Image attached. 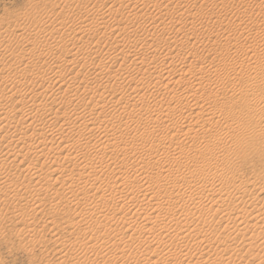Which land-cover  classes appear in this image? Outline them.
<instances>
[{
	"label": "bare ground",
	"instance_id": "obj_1",
	"mask_svg": "<svg viewBox=\"0 0 264 264\" xmlns=\"http://www.w3.org/2000/svg\"><path fill=\"white\" fill-rule=\"evenodd\" d=\"M68 1H69V3H70V1L72 2V0H68ZM101 1H104L105 2L106 0H93V4H92V7L91 8H89V6H87L85 8V10H82V13H83V11L85 13L84 16H78V15H74L72 17L71 16L70 17L67 16V17H69L68 24H64V23L61 24V23H59L58 28L50 30L48 32V34H46V35L43 34V36L41 38H40V36H38V38L36 37L37 39H41V40H43V39L45 40L46 38H48V39H46L48 41V40H52L51 38L55 39L54 37L56 35L57 36H61L62 39L65 38V37H68V36L75 35V36H72L71 40H74V41L76 40V42H77V40H79V42L82 43V46L81 47L78 46V45L76 46L77 43L76 44L69 43V44H71V46L69 45L70 47L68 48V46L66 45L67 42L65 43V41H64L65 39H63V40L62 39H58V37L56 38V41H57V39L60 40V41H57L56 42L54 40V44H51V43L48 44L47 41H45L46 42L45 44H42V43L40 44V41L39 40H35V41L30 40V41H28L30 38L29 39L27 38L28 40H26L24 34L17 35V36H7L6 35L7 33L6 34H0V45L3 44V43H5V42H7L6 41L7 39H8V42L7 43H10L11 41L15 40V38L16 39L21 38L22 40H24L23 44L19 41V39H18V41H15V43H17V45H19L20 43L22 44V45H19V46H22L21 49L15 51V52H9L8 55H6V53H5V55H3V54L0 55V64L2 66L5 67L8 64L9 59L11 61H14L15 60L16 61L15 62V65L17 64V66H18V68L14 70L15 74H13V76H11L12 73H13L12 72L13 70L10 71V73H11L10 75L6 74V72H5L6 70L4 71V74H3V71H0V84H2V85L3 84H6L5 91H7V93H8L7 96L3 95L2 98H1V100H0V197L1 198L3 197L4 199H16V198H18L17 189L15 190V188L13 187V185L10 183V179L8 177V174H7V170L10 167H12V168L14 167L16 169H20L22 173L27 174L30 177V179H29L30 180V183H33L35 185V186H33L34 188L32 187L33 188L32 189L33 191H31V190L29 191L30 198L33 199V200L36 199L35 202L36 201L39 202L40 197L42 195H44V194L47 195V193L50 192V190L52 191L51 192V194H52L53 193V190H54V188H55L56 185H59L60 188L61 187L64 188L66 186H68V188H71L72 185H75V187L76 186H78V187L82 186V187L79 188V193L77 195L75 194L77 192H74V196L76 195L75 198L74 197L71 198V199H75V200H71L72 203L74 204V205L73 204H71V205L75 206L76 209H77V211H76L75 208H74V210H75V214L74 215L77 218V221L78 222L75 223V222H73V220L72 221L71 220H69V221L66 220V221H68L66 223V225H68L69 228H70V226H74V224L78 225V227H76V226H74V227L79 228V231H81L82 233H84L83 234L84 236L88 235L89 232L92 233L91 235H93V233L95 234V232L98 231V230L95 231L96 227H98V228H104L103 230H105V231H104L103 236L100 233V236L101 237L98 234L97 237L96 236H94V237L92 236V237L89 238V240L87 242L84 241L86 244H84V245L82 244V246L79 248L81 250H82V247L87 248L88 245H91L92 244L91 246H89L90 248H93L94 246L95 247L98 246L101 249L106 247L107 249H106V252L105 253L108 252L110 254V252H112V253H118V252H121L122 251V254L123 253H125V254H128L129 253L130 254V252H127V251L130 250V248L132 246V242H134V240H135V238H133V237L135 236L136 233H139V232L145 233L147 231L148 232L154 231V227H159L160 226L159 230H161L162 231V235H165V236L157 235V234L154 235L153 234L152 235L153 238H152V241L151 242L156 241L157 244L158 243H160L161 245L164 244L165 247L166 246L168 247L169 245H167V244L170 243V246H172V248H173V250H172L173 252L171 250H170V252L169 251L168 252L171 254V256L175 257V259L176 258H178V259L179 258L180 259H184L186 261L191 262V264L192 263L193 264H231L230 262H226L227 260H224L221 257H220L222 259V260L220 259L221 262L217 263V260H216V259H218V258H216L217 256H215L216 259H215V261H213V263H210L211 261L209 260L210 252L211 253L214 252V251L217 252V251H219V247H221L222 245H225V249H222L218 253H221L223 255L224 254L229 255L231 253H234L236 255V257H237V259L236 258L235 259L238 260V258H239V260H238L239 263L237 261L238 264H256V263L257 264H264V236H263L264 235V212H261L262 210L264 211V178L262 177L263 180L260 181V179H259L256 183H255V181H253L254 182V183L252 182L253 185L251 186V188H249L250 185H248V183H243V180H241L242 182L239 183L235 179V176L231 180L227 176V173H230V172H228L229 171V168L228 167H226L223 164L222 165L221 164H214L215 162L214 163L210 162L212 160V158L209 161L208 160L209 158L208 159H205L203 157V155H202V154H204L203 153L204 150H211V147H212V144L213 143L212 144L210 143L211 142L209 140L210 137L207 136V133L208 134L209 133H212L213 130H214V128H216V127H219V126L222 127V126L225 125L224 128H226V127H231L232 128V126H234V127L236 126V128L241 131L240 132L238 130L239 131L238 133H241L243 135L245 134L243 132L244 130L242 131V129H245V125L248 124V123H246V124L244 123L245 120H244V117L242 116L243 114H236V115L229 116L228 113L226 114L223 111L224 110V107L226 108L227 102L230 99L235 98V94L236 93L232 92L234 90L231 91V94H230V92H228L231 95L232 98L231 97H226V96L225 97H222L223 94H220L221 92L220 93H218V92L217 93H212L213 91L210 92L209 95L207 94L209 92H206V91H204V92H206L205 94L203 93L201 95V94L198 93L199 94L198 95L197 94V89L198 88L196 89V92L194 93L193 91L195 89H192L191 86H190V89L189 88H186V87H185V89L183 88L184 90H187V91H185V93L184 92L181 93L180 92L181 89H180V91L177 92V90L174 88L175 87L174 84H172V85H174V87L172 86L173 89L172 88L171 89L169 88V85L171 86V84H169L168 82L169 81H172L173 80L172 78H171L172 80H169L170 78L169 79L166 78V80L168 79L169 81L167 82L168 84L164 85L159 80V77H157L158 81H155V82L154 81L153 82L151 81L152 82L151 84L149 83V85L145 86V87H147V91H145V93H144L145 95H141L140 94L142 96V97L140 96V98H139V95H138V101H136V102L138 104L139 103L140 104L139 105L137 104L138 106H136V104L134 102L135 100H134L133 101L134 102V107H132L133 109H132L131 113L130 112H127L128 111V109H127V111H125V112H127L126 115L122 114V115H124V118H125V116L131 118L132 117L131 114L135 113V111L137 112V110L143 111V112H144V110L145 111L148 110V112H152L148 108V107L151 106V104L149 103L150 106L147 104L148 103L147 99L150 100V98H151L150 95H152V96H160L161 95L160 97L162 99L164 97L168 96L166 98V100L164 99L165 100V103L167 105H169L171 103V101H173L176 105L174 104L175 105L174 107H172V106L171 107L170 106L167 107L166 106L167 108H165L158 115L156 114L157 115V116L155 115L156 117H153L154 115L151 114V113H149L151 115H148L147 117L145 116L146 118H144V116H143V119H142L141 118L142 114L139 112L138 113L139 115L138 114L137 115L140 116V119L138 121L136 120L137 121V124L136 125L133 123L135 126L132 124L134 126L133 127L134 130L132 129V131H131V133L132 132H135L136 136H138V137H135L134 138V136H133V137H130V139H129V138L122 137V136H120L119 138L114 136V137L109 138V136L111 134H109V136L107 134H105L102 137L103 130L106 131L109 128H112V130H114L113 128H115L117 125L122 124L121 123V120H122L121 115H118V114L117 115H114L115 114L114 112H113L114 113L113 115L112 114H109V116H108V114H107V116L104 117L103 120H101L102 119L101 117H103L102 115L105 113V110L108 109L107 106H106V104H104L105 99L106 98L108 99V97L106 96L109 93L108 89H110L111 91H115L114 89H116L117 86L119 87L118 84L125 82V81L122 82L121 79H120V81L117 80V79L119 78V76L121 77L122 75L124 76L125 74H126L125 77H127V74L129 75V73H130V72H128V69H130V68H127L129 65L128 66L126 65V63H125L126 60L125 59H124V61H123V59L121 60L123 63L120 64L119 67L117 66L118 67V68H116L117 70L115 69L116 65H110V64H108V62L111 63V61H114L116 63L117 59L118 60L120 59L119 54H116L117 53V51H116L117 46H113V45L115 44L114 43L115 41H119V44H120L121 40L123 38H125V37H122V39L116 40L118 37H116V36L113 37L112 35H114V34H110V31L113 30L112 27H104V28L102 27L101 30L99 29L100 32L98 34L101 39H102V37L105 39L107 37V35H109V34L112 36L111 39H113V40L110 39L111 43H108V41L105 43V44H108L107 45L108 46V49H106L105 52H102L104 54V57H107L110 61H107V63L104 62L103 65L101 64V68H100V71L99 72H97V70L95 69L96 67L90 68V70H88L87 68L89 66H88L87 62L86 61H83V59L86 60V57L92 56V57H96L97 58V56H95V55H98L97 54V51L98 50H96V49L100 48V46H98V45H99L101 39H99L97 42L95 41L96 43L93 42L96 36L94 38L91 37L92 36V32H90L91 30L89 29V26H88V18H89V16H92L94 14H98V12H100V10H98L99 9L98 6H96V5H97V3L101 2ZM108 1H112V3H113V1H115V0H107L106 2L108 3ZM156 1H155V3H156ZM223 1L226 2L225 0H223ZM242 1L244 3V6L241 5V6H243L241 9L243 10V14H246V13H248L247 12L248 11V6L247 5H249V3H248L247 0H242ZM253 1H251V2H253ZM255 1L253 2L254 4H255ZM263 1L264 0H262L260 2L258 1V2L261 3ZM136 2H138V0L137 1H134V6L133 7H131V5L129 4L131 10L128 13V17H133V18L137 19L136 21H138V19H141L142 20L143 18L145 20L146 17H149L147 13L146 14L145 13L141 14V12L144 10V6L143 5H144L145 2L143 1L144 2L143 4H141V2H139L143 7H139L140 4L137 5L138 3H136ZM178 2H180V0ZM185 2L186 1L184 0L182 3H185ZM66 3H67V1L65 2V4ZM149 3H151V2H149ZM217 3L219 4V2H217ZM259 3H257V5ZM54 5H56V4H54ZM114 5H115V3H114ZM222 5H223V3H222ZM60 6H61V3L58 5V7L57 6L56 7L59 8ZM179 6H181V5L179 4ZM183 6H185V5H183ZM54 7H52V9H54ZM155 7H158V6H156L154 4V8ZM226 7H228V6H226ZM263 7H264V5H263ZM263 7H262V9H263ZM62 8H63V6H61L60 9H62ZM140 8H143V10L141 12H140ZM181 8H183V7H181ZM157 10L159 11V9H157ZM152 11H154V10H152ZM186 11H187V8H186ZM104 14H105V12H104ZM112 14H113V12H112ZM167 14H168V12L166 13V15ZM202 14H200V15L203 17ZM162 15H163V12H162ZM120 16L122 18H124V16H122V15H120ZM162 17L164 19L165 13H164V16H162ZM198 17L199 16H197L196 18L198 19ZM248 17H249V15H248ZM153 18H154V16H153ZM153 18H152V20H153ZM159 18H160V16H159ZM210 18H211V16H210ZM35 19H39V20H35L34 21V25H36V27L38 25H40V22H41L40 19H42V23L41 24H43V25L44 24H48L49 21H50V17H48V16L45 17L44 19L43 18H35ZM146 19L149 20L150 18L149 19L146 18ZM156 19H157V21H159L158 18H156ZM194 19H195V17H194ZM197 19H195V20H197ZM90 21H91V19H90ZM162 22H161V24H162ZM192 22H195V21L193 20ZM214 22H217V21H214ZM253 23H255V22H253ZM190 24L192 25L191 22H190ZM74 26H79L78 27V30H75L74 29ZM183 26H185V24H183ZM216 26H217L216 24L213 25V27H216ZM229 26L230 25L225 26V28H227ZM241 26L242 25H240V24H239V26H237L239 28V30H240V35H242L243 37L250 38L251 40H253V41L250 40L251 41V46L250 47L234 46L232 48L230 47V49L227 48L225 50H222L221 49L222 46L220 45V43H217V41H216V43L215 42L212 43V44L209 43L210 45L208 47H206L207 50H208V52H209L207 54H212L213 53L212 55H214L215 56V59L217 58V60L221 58L218 61H223V59H227V58H230L231 59L233 55H237V56L244 55L246 58L247 57H250V56H253L254 57L253 54H256L255 53L256 52V47L255 46L256 45H258V46L260 45L259 44L260 41L257 38H255V37L257 35L259 36V33L260 32H262V31L264 32V28H263L264 25H253L251 27H246V28H243V29L241 28ZM155 27H153V29ZM171 27H173V26L171 25ZM187 27L186 26L185 27H182L181 26L180 27L181 30H180V28L177 27L179 29L177 31H179L180 34L177 31L176 32L178 33V35H180L182 38H184L183 36L187 32V30H189L191 28V27L190 28H187ZM84 28H85V30H83ZM174 28L175 27H173L172 29H174ZM158 29H159V27H158ZM164 29L165 28H163V30ZM172 29H169V31H171ZM198 29H200V27ZM74 30H75V32H73L72 35H69L71 33L70 31H74ZM114 30H116V29H114ZM154 30H156V28ZM166 30H167V28H166ZM193 30L195 31V29H193ZM229 30L227 31L225 29L223 31V29H222V33H224L223 35L225 37H227V38L230 37V35H229L230 33H228ZM78 31H79L80 34L78 33ZM119 31H121V30H119ZM128 31H130V30H128ZM45 32H46V30H45ZM67 32L68 33L70 32V33L68 34ZM86 32L88 34H86ZM126 32H125V34H126ZM152 32H154V31H152ZM253 32H255V35H256L255 37H253L254 36L253 35L254 34ZM118 33H119L118 36L120 37V32H118ZM154 33H157V32H154ZM167 33L168 32H166L165 34H167ZM181 33L184 34V35H182ZM189 33H191V30H190ZM78 34L81 35L80 38L77 36ZM84 34H86V35H84ZM96 35H97V33H96ZM148 35H151V34L148 33ZM154 35H156V34H154ZM62 36H64V37H62ZM86 36H88V38ZM167 36H168V34H167ZM180 36H175L174 37V35L170 36V34H169V37H167L166 40L169 42L170 39H172V37L174 39H177L176 37H178V39H179ZM148 38H150V37H148ZM174 39H172V41ZM90 40H92V42ZM106 40H107V38H106ZM67 41H68V39H67ZM124 41L127 42V43H125L126 45L130 43V40H127L126 41L124 39ZM196 41H198V40H196ZM131 42H133V40ZM151 42L153 43L154 41H151ZM177 42H178V40H177ZM122 43H121V45H122ZM136 43H134L133 49L130 48L133 44L130 45L129 48H130V51H132V50L135 49L134 52L132 51V54H133L134 58L137 57V59H138L139 58L138 57L139 56V53H141L140 50L142 48H140L138 46V44H136ZM142 43H141V45L143 46L144 43L143 44ZM181 43L182 42H180V44ZM135 44H136V46H135ZM148 44L145 43L144 46L146 47V45H148ZM151 44H150V48H152L154 46L153 44L152 45ZM192 44H194V43H192ZM252 44H254V45H252ZM116 45H118V43H116ZM121 45H119V47ZM200 45H199V47H200ZM176 46H178V45H176ZM105 48H104V50H105ZM204 48H205V46H204ZM156 49H157V46H156ZM173 49L175 50L176 48H173ZM182 49L183 48H181L180 51ZM147 50H149L148 49V46H147ZM147 50H143V51H147ZM165 50H167V48ZM203 50L201 52H203ZM130 51H128V49H127L125 52H130ZM143 51H142V53H143ZM171 51L170 52L167 51L168 54L166 53L167 54L166 55L167 56L166 59H169V58H173L174 57L173 56L174 54L172 55L173 52H171ZM187 51L185 53H188ZM190 51H192V50H190ZM4 52H6V48H5ZM152 52H154V51H152ZM152 52H150V54ZM156 52H157V50H156ZM156 52H154V53H156ZM163 52L164 51H161L160 53H163ZM204 52H206V51L204 50ZM146 53H148V52H146ZM59 54H62V55H59ZM103 54H102V56H103ZM179 54H182V53H179ZM65 55H66V57H67V55L72 56V58H74L73 60H75V59H78L79 60L76 63L74 62L75 64H77L76 65L77 68H78V64L79 63L80 64H81V62L83 63V64L79 65V68L80 69H79V71H77L78 72L77 75L78 76L80 75V77H82L81 78V80H82L81 82H79L80 80L77 81L75 77H73L72 79H70V78L65 79L64 74H62V71L63 70L61 71V68L66 66V65L64 66L63 64L65 62H67V63L68 62L69 63L71 62L70 65H72V63H73L72 61H65V60H63V57L65 58ZM177 55H178V52H177ZM190 55L191 56H189V57L191 58V60L196 59V58L198 59V57H201L196 52L195 53H190ZM201 55H202V53H201ZM102 56L100 58H102ZM131 56L132 55H129L127 57H131ZM153 56H154V54H153ZM159 56L155 55V57H153L154 60L152 59V56L150 57L151 58V62L154 64V68H153L154 70L157 69V65H158L159 60H161V61L162 60H165V58L163 59V57L165 55L163 57H159ZM183 56H185V55H183ZM206 56H208V55H206ZM148 57H149V55H148ZM174 59H177V57L174 58ZM80 60H82V61H80ZM145 60L147 61V59H145ZM185 60H187V57L185 58ZM50 61L53 62L52 65H50V63H49ZM100 61H101V59H100ZM132 61H131L130 64H133L135 62V61L134 62H132ZM98 62H99V60H98ZM142 62H143V60H142ZM142 62H140V63H142ZM172 62H173V60H172ZM74 63H73V65H74ZM102 63H103V60H102ZM148 63L150 64V62H148ZM252 63H253V61H252ZM179 64H180V62H179ZM89 65L91 66V64H89ZM108 65H110V66H108ZM117 65H118V63H117ZM145 65H143V66H145ZM189 65H192V64H189ZM46 66H48V68L47 69H44V67H46ZM173 66H175L174 63H173ZM75 67H73V68H75ZM136 67H138V66H136ZM139 67H142V66H139ZM146 67H147V65H146ZM162 68H163V66H162ZM212 68H214V67H212ZM142 69H144V67ZM150 69H151V67H150ZM174 69L175 68L173 67V70L172 71H174ZM180 69L181 68H179V70ZM203 69H206V67H204ZM203 69L200 70V73H202V70ZM140 70L141 69H139L138 71L140 72ZM208 70H209V68H208ZM208 70H207V72L209 73ZM260 70L264 71V64L261 63L260 61L257 62L254 67L252 65L250 67V69H249L250 72L253 71V73H251V74H254V75H257L259 73H264V72H261ZM131 71L135 72L136 70L134 68V70L132 69ZM146 71H148V72H146ZM149 71H151V70H147L145 68V72L147 74L145 73L143 75H148L149 78H151L152 80H155V77L156 76L154 75V77H153L152 72L150 73ZM160 71H161V69L159 70V73H160ZM162 71L164 73L166 72L164 70H162ZM213 71L216 72L215 70H213ZM213 71L210 70V72H213ZM103 72H105L106 75ZM133 72H132V74H133ZM153 72H155V71H153ZM189 72H191V71H189ZM157 73H158V70H157ZM170 73H172V72L170 71L168 74H170ZM141 74H142V72H141ZM166 74H167V72H166ZM190 74H192V73H190ZM214 74H215V76L217 75V73H214ZM251 74H249V79H250ZM130 75H131V73H130ZM245 75H247V74H245ZM66 76H68V75H66ZM140 76H142V75H140ZM175 76H177V78H178V75H174V77ZM210 76H211V73H210ZM166 77H168V76H166ZM190 77H192V76H190ZM194 77H196V76L194 75ZM145 78H147V76ZM145 78H142L141 77V79H145ZM180 78H179V80L182 81V79H180ZM198 78H200V77H198ZM244 78H245V76H244ZM69 79L72 80V81H74L73 84H70L71 81ZM123 79L125 80V78H123ZM161 79H162V76H161ZM217 79H218V77H217ZM235 79H237V81L238 80H240V81L242 80L241 78H238V77L235 78ZM66 80H69L70 81L69 82V85L66 82ZM129 80H131V79L129 78ZM138 80H139V75H138ZM227 80L228 81H221V80H219L218 83L219 82L222 83L223 86H225V88H226V87H228V86L231 85L233 79H231L232 81L231 80L229 81V79H227ZM111 81H113V82H111ZM134 81H135V79L132 77V82L131 83H133ZM173 81L175 82V80H173ZM181 81H177L176 82L177 84H179L178 85V88H179V86L181 84ZM251 81L254 84V82H253L254 80L251 79ZM92 82H96V83L99 82L100 87L103 88V92H101L102 94H98V95L96 94L95 96H92L91 99L89 97L87 99H90V102L89 101L88 102L90 104L92 103V105L94 107V109L92 111H94V110L97 109L100 112L97 113V112L94 111L93 114L91 112H89V115L82 114V113L79 112V110L82 111L81 109H83L82 104H84V102H85L84 99H83L84 102H82V99L80 101L78 100L79 103H77V104L74 103L75 102L74 99L76 97H73L74 98L73 100H70L69 99L70 100L69 101L70 104H67L68 101H67V99H65L67 101L66 102V105H68V107L70 105H72V108L71 109L69 108L71 110V114L69 116H67L68 117L67 118L68 120L66 119L67 122L66 121L63 122V123L66 122V124L63 125L61 128H59L58 130H55V128H52L53 126H55L54 124L59 123V122H62L60 120L62 118H59L60 114L58 115L57 112L56 113H53L52 112V105H58V104L61 105V104H63L64 102H62V101H65V100H63V97L64 96H62V95L68 94V89L69 88H72L73 86L76 87L77 85L78 86H80V85L82 86L84 84L85 85H88L89 83L92 84ZM129 83H130V81H129ZM131 83H130V85H132ZM139 83H140V81H139ZM141 83H143V86L142 87L144 89L145 88L144 87L145 84H144V82H141ZM171 83H173V82H171ZM238 83H239V81H238ZM184 84H183V86H184ZM199 84L201 85V83H199ZM202 84H203V82H202ZM209 84L210 83H207L206 85H209ZM123 85H124V83H123ZM43 86H47L45 89L43 88V93H36L38 91L36 88L43 87ZM64 86L68 87V89L64 92V94H62L58 90H61ZM78 86L76 88H79ZM81 86H80L81 89L82 88H85V89H83V91L84 90H85V92L88 91L87 86H85V87H83V86L81 87ZM139 86H141V85H139ZM203 86H204V84H203ZM209 86H207V87L209 88ZM135 87H137V85ZM135 87L133 88L135 91H136V89H139V87L138 88H135ZM76 88H74V90ZM180 88H181V86H180ZM123 89H124V87H123ZM40 90H42V89L40 88ZM76 90H78V89H76ZM201 90H204V89H201ZM80 91H82V90H80ZM119 92H120V90H119ZM149 92H150V95H149L150 98H147V95L149 94ZM116 93L118 94L117 91H116ZM120 93L122 94V91ZM178 93H181V94H178ZM241 93H243V92H241ZM111 94H112V92L108 96L111 97L110 96ZM134 94H136V93H134ZM59 95L62 96V98H61L62 101L59 98ZM76 95H77V93L74 94V95H72V96H76ZM80 95L81 94H79V96ZM123 95L125 96L124 93H123ZM169 95H172V97L169 98L170 97ZM205 95H207V96H205ZM238 95H239V93H238ZM16 96L19 97L20 99H22V101H19L21 105L18 107L17 111L15 112V113H18L19 116H20L19 117V121H17V123H14L13 124L11 122V120H12V116L11 115L13 114L14 110L12 108H9V104H12L14 102V97H16ZM112 96H116V95L115 94L114 95L112 94ZM227 96H228V94H227ZM39 98H41V99H39ZM116 98H115V100H116ZM158 98L159 97H157L156 99H158ZM161 98H160V100H161ZM168 98H169V100H167ZM121 99H122V96H121L120 100ZM239 99H240L239 101H236V100L234 102L232 101V106L231 107H233L234 104L237 107H239L238 105L241 104L242 106L244 105L245 107H247V109L250 107L252 109L254 108L255 110L258 109L259 111H263V110H261V108L262 109L264 108V102L261 103L260 100H258V99L256 100L257 102H255V100L251 101V99L249 100L248 97H243V98L241 97ZM153 100H155V99H152V102H154ZM58 101H59V103H58ZM146 101H147V103H146ZM113 102L115 103L117 101H113ZM149 102H151V101H149ZM258 102L261 103V104H259ZM89 103H86V104L89 105ZM155 103H156V101H155ZM161 103H164V102H161L160 101L158 104H161ZM218 103L219 104H222V108H223V110L222 111L220 110L221 112H219V113H218V111L217 112L213 111L214 109L212 110V107L214 105L218 104ZM117 104L115 103L114 105H112V108H113V106H115ZM125 104H128V103H125ZM63 105H65V103ZM110 105H111V103H110ZM156 105H157V103H156ZM62 106H59L60 109L63 108ZM157 106H159V105H157ZM161 106H162V104H161ZM164 106H165V104H164ZM146 107L148 108L147 110H146ZM151 108L153 109V106ZM235 108H233V109H235ZM158 109L162 110V108H158ZM117 110H119V108ZM248 110H250V109H248ZM255 110H253V111H255ZM108 112H109V110H108ZM122 112L124 113L123 110H122ZM225 112H226V110H225ZM119 113H120V111H119ZM86 114H88V113H86ZM256 114H258V112H256ZM256 114H255V116H256ZM66 115H67V113H66ZM259 116L261 117V115H259ZM37 117H38V119H40V121L37 119ZM61 117H63V116H61ZM65 117L63 119H65ZM249 117H247V118L245 117V119H248ZM251 117H252V115H251ZM260 117H259V120H260ZM254 118H256V117H254ZM69 120H70V123L67 124ZM126 120H124L125 121L124 123L128 124L129 122L128 121L126 122ZM80 121L82 123H80ZM132 121L134 122L133 119H132ZM252 121H254L253 118H252ZM252 121L250 123H252ZM22 124H23V127H22ZM130 124H129V126H130ZM253 124L255 125L254 122H253ZM125 126L127 127V125H125ZM125 126H124V129L125 130L126 129L127 130H130L132 128V127L131 128H129V127L126 128ZM258 126H259V123H258ZM64 127H65V129H64ZM135 127H137V128H135ZM195 127L198 128V130H195ZM256 127H257V125H256ZM260 127H261V125H260ZM247 128H249V127H247ZM254 128H255V126H254ZM258 128H255L254 130H257ZM124 129H122V130H124ZM63 130L67 134H70V136H72L73 139L71 141V138H72L71 137L70 140L67 141V142H70L71 141L70 144H69L70 147H71L69 149V152L71 151L69 153V155H67L68 153H66V155L60 156V153H63L62 150H64V149L61 150V148H60V143L61 142L59 143V146H57V147H55L53 143L56 140H58V139L60 141H62V142H65L66 139H65L64 134L66 135V133L63 132ZM226 130H227V128H226ZM260 130H261L262 133H264V129L263 130L260 129ZM216 131H215V133H216ZM235 132H237V131H235ZM245 132H247V131H245ZM108 133H109V131H108ZM233 133H234V131H233ZM233 133L231 134L232 136H233ZM248 133H249V130H248ZM250 133H252V132H250ZM262 133H260L261 136H263ZM212 134L214 135V133H212ZM243 135H240L238 137H242ZM253 135H250V136L252 137ZM259 135H255V136H259ZM26 136H29L30 138H32V140H33L34 143H31L29 145H26L24 143V140L26 139ZM235 136H236V141H237V135H235ZM246 136H248V135H246ZM246 136H244L245 139L249 137V136L248 137H246ZM50 137L52 138L51 140H50ZM228 137H229V135H228ZM233 137H231V139ZM102 138L105 139L104 140L105 143L104 142L101 143V141L103 140ZM68 139H69V137H68ZM152 139H154V140H152ZM211 139H213V138H211ZM233 139H235V138H233ZM241 139L239 138V142H241L240 141ZM214 140H212V142ZM219 140H221V139H219ZM247 140H244V142L247 141ZM93 141H95V144L100 145V147H101L100 149L102 151L103 156H101V157L98 156L99 154L94 153V150H93V154L90 155V156L88 154V156L86 155L87 157L84 156V155L83 156H79L80 154L77 153V152H75L76 149H78L79 147L82 148V145L83 144H85L87 146V145H89L91 143L90 145L93 146V144H94ZM203 141L204 142H208V144L206 143L207 145L205 146V148L202 145H200L204 149V150H201V152L198 151V150H196L197 149L196 147H194V148H196L195 150L191 148L192 150H194L196 152L198 158L199 157L202 158V160H200V161H202L201 164L199 163L200 161H195L196 157H195L194 160H192V158L190 159V157H192L190 155L193 154L192 153L193 151L191 149H190L191 151L190 150L187 151V150L181 149V146L182 145H180V144H182L184 142L191 143L193 146H195L198 143H201ZM13 142H15L16 145H15V148L14 149H11V153H8V152L3 153V151H2L3 146L5 148L9 149V148H11V146H13L12 145ZM92 142H93V144H92ZM156 142H157V144H156ZM216 143L217 142H215V144ZM41 144H42V147H44L45 149H40L41 148ZM67 144L65 146H68ZM174 144L176 145V147L173 150L174 153H171L172 150L170 149V147H173ZM167 145H170V147L168 148ZM190 145H189V147H190ZM241 145H243V144H241ZM83 147H84V145H83ZM88 147H84V148H88ZM95 147H97V146L95 145ZM202 147H200V148H202ZM59 148H60V150H59ZM142 148L145 149V150H143ZM221 148H224V147H221ZM255 148H257V146ZM169 149H170V151H169ZM95 150H96V148H95ZM141 150H142L141 153L136 152V151H141ZM24 151L26 152V154L23 157V160L18 165H16V159L19 158L18 155H20V153H22ZM44 151H47V153H45ZM108 151L111 154H113V153H117V154H115V155H109V154H107ZM167 151H169V153H167ZM197 151H198V153H197ZM89 152H92V149ZM74 153H75V155H74ZM217 153H216V155H217ZM227 153H228V151H227ZM262 153H263V151H262ZM194 154H193V157L195 156ZM228 154H230V153H228ZM234 155H236V156L239 155L240 157L242 155L244 157H246V156L249 157V155H244V153L242 151L239 152V153L237 152L236 154L234 153ZM12 156H15V159L14 160H11V157ZM30 156L31 157L33 156V159L36 160V161H34L35 164H33V162H29L28 161V158ZM120 156H122V157H120ZM232 157H233V155H232ZM42 159H45V161L41 163V160ZM61 160H62V162H67V164H68L67 167L68 168L65 169L66 167H64L63 171L60 170L61 171V172L59 171L60 175L58 176V178L57 177H56V179L54 178L55 179L53 181L54 183L52 185H50V186L47 185L48 187H46V188L44 187L45 188L44 189L42 187L43 183L42 184L40 183V181H41L40 178L45 173V169L46 168H49V171L52 170V167H55V165H57V162H59ZM167 161H168V164H167ZM170 162L175 165L176 169H174V166L173 167H170L171 165L168 166V167H165L164 166V164L165 165H169ZM60 166L63 168L62 165H60ZM128 166H130L131 167V170L134 171L137 174V175H135L136 176L135 178L133 177L134 180L128 177V175H127L128 172L127 173L125 172V171H127L130 168V167L128 168ZM182 167H183V170H186V172L188 171L187 173L190 175L191 178L188 179V177L186 178L185 176H182L183 175L182 174V171H183L182 170ZM196 168H198L199 170L197 171ZM110 169H112V170H114V172H116L114 174V176H115L114 179L111 180V181H110V178L111 177L109 179H106L105 178V172L107 170H110ZM54 170L53 171L55 173V172L58 171V168H57V170L56 169H54ZM154 170H157V172L155 171V173H151V174L148 172V171L154 172ZM194 172H196V174L197 173L198 174L196 175ZM205 172L206 173L208 172L209 175L208 174L205 175ZM131 173H129V174H131ZM102 176H104V178L106 180H102L101 181V178H103ZM131 177H132V175H131ZM179 177H181V179ZM47 182L51 183L50 181H47ZM236 184H238L237 187L235 186ZM44 186H45V184H44ZM87 186H89V189H91V191H92V194L90 193L91 196L89 195L90 197L87 194V192H89V189H88L87 192H86V190H84L85 188H87ZM230 187L231 188L232 187L233 188L235 187V189L233 190L234 194H233V192H232V194H226V193H224L225 190H226V188H229L230 189ZM126 191H128V193L129 192L132 193L133 191L134 192H138L141 195L142 194L144 195L145 194L144 192H147L149 195H146L145 194L144 196L142 195V197L141 196H137V197L134 196L135 198L134 197H131V195H130V198H129L130 199L129 200L130 202L127 200L128 203H126V201L124 199V198H126V196L124 195V193H126ZM64 192H65V188H64ZM56 193L57 192L55 191V193H53V194H56ZM59 193H58V197H59ZM134 194L136 195L137 193H134ZM47 196H49V195H47ZM60 196H61V194H60ZM64 196H65V194H64ZM68 196H71V195L68 194ZM123 196H125V197H123ZM128 197H129V195L127 196V198ZM52 198H53V196H52ZM65 198H67V197H65ZM160 198L162 199V202L163 201L166 202L165 203L166 205L163 204V206H162V204H161L162 202H160V203L158 202V201H161ZM25 199H27V198H25ZM67 199H66V201H67ZM94 200H97L96 202H97L98 205H95L94 204L93 207H97V209L95 210V208H93L92 206H90V207H92L94 209V211H91V213H88L87 211L90 212L89 207H88L89 204H90L89 202L92 203ZM21 201L24 202L25 205H29L31 203L29 200H24V199L22 200L21 199L19 202H21ZM68 203L70 204V202H68ZM34 204H35V207L33 208V210H32L33 212L32 213H35V212L38 213V210H40V206L41 205H39V203L38 204L34 203ZM62 205L63 204L60 205V203H59V204H57L55 206L52 205V207L51 206L50 207H51V209H54L55 210L53 212H56V210L57 211L59 210L57 212V213H59L60 212V209L59 208ZM233 205H237L238 208L236 210V215L232 217V215L230 214V211H231V208H232ZM148 210L151 211L153 214H156V216L150 217L149 215H147V216L145 215V217H143L144 219H141V221H139L140 220L139 217H142V214H144V212H146ZM19 211H20V209L19 208H16V212H19ZM118 215H119V217H117ZM216 215L217 216L220 215V217H218V219H216ZM75 217H72V218H75ZM208 218L210 220H208ZM135 219H136V222H134ZM222 221L223 222H226L225 223L226 224V227H224L225 228L224 231L222 229L223 233L222 234L220 233L218 235L215 234V236L213 237V238H215L214 239L215 241L213 239H209L208 236H207L208 232L209 231L212 232L213 229H215L213 226L216 225V224L218 225ZM49 223H48V227H49ZM53 223H54V225L56 227L57 225L55 224V222H53ZM151 224L153 225V228H149V226ZM54 225L53 226L51 225L52 226L51 228H53ZM100 230L101 229H99V231ZM131 230H135V232H133L130 236H126V233L130 232ZM119 235L125 236V238L124 237H121V239H119V240L117 239L119 242H121V245L123 246L122 249L120 248L121 246H118L117 244L115 245V243L113 244V242L111 244V241L113 239L119 237ZM78 238H79V240H81L80 237H78ZM258 238H260V240L262 241L261 243H258V242L255 243ZM54 239H55L54 240L55 241V244L58 243V241H56L57 239L56 238H54ZM188 239H191V240L193 239V241H197V245L200 248L202 247V249L201 250L198 249L199 251H197V252L189 251V249L188 250H185L184 249L185 246L183 247L182 244L185 243L186 240H188ZM240 239H241V241H244L243 242V246H242L243 249H244V252L247 251V253H250V255L253 254V256H254L253 258L257 260L256 263H254V262L253 263H250L249 261H246V259L245 260L244 259L242 260L240 258V256L241 255L243 256L245 253L242 254L239 250H236L235 247L233 249L231 248L232 247L231 245L234 244V243H237L238 240H240ZM119 242H118V244H119ZM134 243H136V242H134ZM254 245H256V248L253 247ZM56 246H58V245L56 244ZM62 246L65 247V245H62ZM170 246H169V248H170ZM186 247H187V245H186ZM172 248H170V249H172ZM254 248L256 249V252H257L256 254H254L253 252H251L252 250H255ZM125 249H127V251H125ZM81 250H78V251L76 250L75 251L72 248V251H74V253L70 254L71 251H69L70 253H68V251H67L68 255H65L64 254L63 255L64 256L63 257L64 259L63 258L62 259L63 260H66L65 258L68 257L69 258V261H72L71 262L72 264H78L77 259L79 258V255L82 252ZM83 250H85V249H83ZM87 250H88V248H87ZM88 251H93V250L91 249V250H88ZM195 251H196V248H195ZM64 252H65V250H64ZM62 253H63V251H62ZM59 254L60 253H58V255ZM83 254L85 255L86 252L83 253ZM83 254H82V256H83ZM139 254H141L140 257L139 258H136V259H134L133 257H131L132 254H130V256L127 259V261L128 262L129 261L131 262L132 261L131 259H134L133 261H136L135 264H148V263H150L151 260H150V258L147 255H145L144 253H139ZM123 255L121 257H124ZM165 255H168V253L165 254ZM168 256H170V255H168ZM124 259L126 261V258H124ZM168 259L170 260L171 258H168ZM249 259H250V257H249ZM251 259H252V257H251ZM122 260H123V258H122ZM184 260H182V261H184ZM123 261L121 262V264H127L125 261L124 262ZM165 261L166 260H159L158 259V260H156V262L154 261V262H151V263H153V264H162V263H165ZM175 261H177V260H175ZM63 262L66 263V261H63ZM106 262L103 261V263H102V261H101V264H107L108 262L107 263ZM61 263H62V260H61ZM71 263H69V264H71ZM184 264H186V263H184ZM233 264H235V263H233Z\"/></svg>",
	"mask_w": 264,
	"mask_h": 264
},
{
	"label": "rangeland",
	"instance_id": "obj_2",
	"mask_svg": "<svg viewBox=\"0 0 264 264\" xmlns=\"http://www.w3.org/2000/svg\"><path fill=\"white\" fill-rule=\"evenodd\" d=\"M67 1V3L65 4V2ZM76 1V2H75ZM91 1V2H90ZM107 1V0H106ZM105 1V2H106ZM131 1V2H130ZM134 1H137V0H134ZM134 1L133 0H115V1H113V3H112V1H108V3L106 2H104V1H101V2H99V3H97V5L96 6H98V10H100V12H98V14H94V15H92V16H89V18H88V26H89V29L91 30L90 32H92V38H94L95 36V39H94V43H96L99 39H101L100 37H99V32H100V30L102 29V27L104 28V27H112V29L114 30V29H116V30H112V31H110V34H114V35H112L113 37H118L116 40H118V39H122V37H125V38H123L122 40H121V42H120V44H119V41H113L115 44L113 45V46H117V49H116V51H117V53L116 54H119V57H120V59L118 60L117 59V61H116V63L114 62V61H111V63H109L108 62V64H110V65H116V67H115V69L116 68H118L119 67V65L120 64H122L123 62L121 61L122 59H123V61H124V59L126 60L125 61V63H126V65L128 66H126L127 68H130V69H128V72H130L131 73V75H130V73H129V75L127 74V77H125V75L123 76H119V78L117 79V80H119L120 81V79H121V81L123 82V81H125V82H123L124 83V85H123V83H120V84H118L119 85V87L117 86V90L116 89H114L115 91H111L110 89H108V91H109V93H108V95L112 92V94L114 95H116V96H112V94L110 95L111 97H109L108 95H106L107 97H108V99L106 100L105 99V101H104V104H106V106H107V108L108 109H106L105 110V113L102 115L103 117H101L102 119L101 120H103V118L104 117H106L107 116V114H108V116H109V114H114V115H121V117H122V120H121V123L122 124H120V125H117L115 128H113L114 130H112V128H109L108 130H103V133H102V137L105 135V134H107L108 136H109V134H111L110 136H109V138H111V137H120V136H122V137H126V138H129L130 139V137H133L134 136V138L135 137H138V136H136V134H135V132H132L131 133V131H132V129H133V127L137 124V121L140 119V116H138L139 114V112L142 114V116H141V118L143 119V116H144V118H146L148 115H151V114H153L152 116L153 117H156L159 113H161L165 108H167V107H174L176 104L173 102V101H171V105L169 104V105H167L166 103H165V100H166V98L168 97V96H166V97H164L163 99L160 97V96H152V95H150V92L152 91H150L149 92V94L147 95V98H150V96H151V98L152 99H155V100H153L154 102H152V99L150 98V100H148L147 99V101H148V103H147V101H146V103L150 106V104H151V106L150 107H148L149 109H150V111H152V112H148V108L146 107V110L147 111H145L144 110V112L143 111H139V110H137V112L135 111V113H133V114H131L132 115V119L134 120V122L132 121V119L130 118V117H127V116H125V118H124V115H126V113L127 112H130L131 113V111H132V107H134V102H135V104H136V106H138L139 104L136 102V101H138V95H139V98H140V96L141 95H145L144 93H145V91H147V87H145V86H147V85H149V83L151 84L153 81L155 82V81H158V79H157V77H159V80L162 82V84H164V85H166V84H171V86L169 85V88L171 89H173V87H174V85H175V89L177 90V92L178 91H180V89H181V93H185V91H187V90H184L185 89V87L186 88H189L190 89V86L192 87V89H195L193 92L195 93L196 92V89H197V94L199 93V94H205L206 92H209V93H207L208 95L210 94V92H212V93H220V94H223L222 95V97H231V91L232 90H234V91H232V92H234V93H236L235 94V98H232V99H230L228 102H227V105H226V108L224 107V110H223V108H222V104H216V105H214L213 107H212V110L213 111H215V112H217L218 111V113L219 112H221L222 110L224 111V113H228V115L229 116H232V115H236V114H243L242 116L244 117V120H245V124L246 123H248V124H246L245 125V129H242V131L245 133L244 135L243 134H241V133H238L240 130L239 129H237L236 128V126L234 127V126H232V128L231 127H226L227 128V130H226V128H224V126H219V127H216V128H214V130H213V132L212 133H214V135L212 134V133H207V136L208 137H210L209 138V140L211 141H209L211 144H212V147H211V150H204L203 149V147L205 148V146L208 144V142H201V143H198L197 145H195V146H193L191 143H186V142H184V143H182V144H180V145H182L181 146V149H183V150H187V151H189L191 148L192 149H196V150H198V151H200L201 152V150H204L203 151V153L204 154H202L203 155V157L205 158V159H208L209 161L211 160V158H212V160L210 161V162H212V163H214V164H223V165H225L226 167H228L229 168V171L228 172H230V173H227V176L232 180L233 178H234V176H235V179L240 183V182H242L241 180H243V183H248V185H250V187L249 188H251V186L253 185V181H255V183L260 179V181L261 180H263V178H264V133H262L261 132V130L260 129H264V108L262 109L261 108V110H263V111H259L258 109V111L257 110H255L254 108L252 109V108H248V109H250V110H248L247 109V107H245L244 105L242 106L241 104L240 105H238L239 107H237L235 104L233 105V107H231L232 106V101L234 102L235 100L236 101H239L240 99L239 98H243V97H248V99L250 100L251 99V101H253V100H255V102H257L256 100L258 99V100H260V102L261 103H263L264 102V73H259V74H257V75H254V74H251V73H253V71L252 72H250L249 71V69H250V67L253 65V67L256 65V63L257 62H261V63H263L264 64V32L262 31V32H260L259 33V36L257 35H255V32H253L254 34V36L253 37H255V38H257L260 42H259V46L258 45H256L255 47H256V54H253L254 55V57L253 56H250V57H245L244 55H240V56H237V55H233L232 56V58L230 59V58H227V59H223V61H218V60H220V59H218L217 60V58L215 59V56L214 55H212V54H207V53H209L208 52V50H207V48L206 47H208L210 44H212V43H216V41H217V43H220V45L222 46L221 47V49L222 50H225V49H230V47L232 48V47H234V46H244V47H250L251 46V41H253V40H251L250 38H246V37H243L242 35H240V30H239V28L237 27V26H239V24L240 25H242L241 26V28L243 29V28H246V27H251V26H253V25H264V7H263V5H264V1L263 2H261V3H259L260 1H262V0H254L255 1V4L253 3L254 1L253 0H251V1H253V2H251L250 0H247L248 1V3H249V5H247L248 6V13H246V14H243V10L241 9L243 6H244V3H243V1L242 0H225L226 2H224L223 0H185L186 2L185 3H182L183 1L182 0H180V2H178L179 0H138V2H136V3H138L137 5H139L140 3L139 2H141V4H143L144 2V10H143V8H140V12H141V14H143V13H147L148 14V16L149 17H146V18H150L149 20H147L146 18H145V20H144V18L141 20V19H138V21H136L137 19H135V18H133V17H128V13L130 12V10H131V8H130V5H131V7H133L134 6ZM144 1V2H143ZM147 1V2H146ZM155 1H156V3H155ZM162 1V2H161ZM215 1V2H214ZM222 1V2H221ZM259 1V2H258ZM64 2V3H63ZM149 2H151V3H149ZM178 2V3H177ZM217 2H219V4L217 3ZM242 2V3H241ZM259 3L258 5H257V3ZM61 3V6H63V8L62 9H60L61 8V6L59 7V8H57L58 7V5ZM110 3V4H109ZM114 3H115V5H114ZM149 3V4H148ZM158 3V4H157ZM217 3V4H216ZM222 3H223V5H222ZM54 4H56V5H54ZM63 4V5H62ZM65 4V5H64ZM92 4H93V0H72V2L70 1V3H69V1L68 0H0V34H6L7 36H17V35H21V34H24L25 35V38H26V40H28L29 38V40L28 41H30V40H32V41H35V40H39L40 41V44L42 43V44H45L46 42L45 41H47L46 39H48V38H46L45 40L43 39V40H41V39H37L38 38V36H40V38L43 36V34L44 35H46V34H48V32L50 31V30H52V29H56V28H58V25H59V23H64V24H68V22H69V17L71 16H74V15H78V16H84L85 15V13H84V11H83V13H82V10H85V8L87 7V6H89V8H91L92 7ZM112 4V5H111ZM130 4V5H129ZM139 5V7H143L142 5ZM154 4L156 5V6H158V7H155L154 8ZM179 4L181 5V6H179ZM185 5V6H183V5ZM221 4V5H220ZM53 5V6H52ZM241 5H243V6H241ZM56 8H55V7ZM152 6V7H151ZM214 6V7H213ZM223 6V7H222ZM226 6H228V7H226ZM260 8H258V7ZM52 7H54V9H52ZM147 7V8H146ZM181 7H183V8H181ZM213 9H212V8ZM234 7V8H233ZM237 7V8H236ZM253 7V8H252ZM262 7H263V9H262ZM110 10H109V9ZM186 8H187V11H186ZM206 8V9H205ZM208 8V9H207ZM250 8V9H249ZM157 9H159V11L157 10ZM224 9V10H223ZM262 9V10H261ZM114 10V11H113ZM152 10H154V11H152ZM156 10V11H155ZM200 10V11H199ZM242 10V11H241ZM253 10V11H252ZM261 10V11H260ZM110 13H109V12ZM252 13H251V12ZM104 12H105V14H104ZM112 12H113V14H112ZM158 12V13H157ZM162 12H163V15H162ZM168 12V14L166 15V13ZM173 12V13H172ZM255 12V13H254ZM101 13V14H100ZM161 13V14H160ZM164 13H165V17H164V19H163V17L162 16H164ZM176 13V14H175ZM203 13V14H202ZM210 13V14H209ZM110 14V15H109ZM117 14V15H116ZM172 14V15H171ZM174 14V15H173ZM200 14H202L203 15V17L200 15ZM225 14V15H224ZM235 14V15H234ZM237 14V15H236ZM253 14V15H252ZM105 15V16H104ZM120 15H122V16H124V18H122ZM207 17H206V16ZM233 15V16H232ZM248 15H249V17H248ZM50 17V21H49V23L48 24H41L42 23V19H40V25H38L37 27H36V25H34V21L35 20H39V19H35V18H45V17ZM67 16H69V17H67ZM103 16V17H102ZM108 16V17H107ZM153 16H154V18H153ZM159 16H160V18H159ZM169 16V17H168ZM197 16H199L198 17V19L196 18ZM201 16V17H200ZM210 16H211V18H210ZM213 16V17H212ZM217 16V17H216ZM219 16V17H218ZM227 16V17H226ZM233 18H232V17ZM162 17V18H161ZM194 17H195V19H197V20H195L194 19ZM209 17V18H208ZM152 18H153V20H152ZM156 18H158V20L159 21H157V19ZM193 18V19H192ZM220 18V19H219ZM90 19H91V21H90ZM131 19V20H130ZM161 19V20H160ZM200 19V20H199ZM239 19V20H238ZM243 19V20H242ZM116 22H115V21ZM120 20V21H119ZM195 21V22H192V21ZM231 20V21H230ZM235 20V21H234ZM241 20V21H240ZM246 20V21H245ZM254 20V21H253ZM163 21V22H162ZM185 21V22H184ZM206 21V22H205ZM214 21H217V22H214ZM221 21V22H220ZM157 22V23H156ZM161 22H162V24H161ZM182 22V23H181ZM190 22L192 23V25L190 24ZM200 24H199V23ZM253 22H255V23H253ZM33 23V24H32ZM114 25H112V24ZM159 23V24H158ZM191 25H189V24ZM198 23V24H197ZM216 24L217 26L216 27H213V25L214 24ZM60 24V25H61ZM90 24V25H89ZM102 24V25H101ZM155 24V25H154ZM175 24V25H174ZM181 24V25H180ZM183 24H185V26L187 27V28H190L189 30H187V34L185 33V35L184 34H182V35H184L183 37L184 38H182L180 35H178V33H179V31H177V30H179L178 28H180L181 26L182 27H185V26H183ZM188 24V25H187ZM136 25V26H135ZM141 25V26H140ZM157 25V26H156ZM161 27H160V26ZM165 27H164V26ZM171 25L173 26V27H175L174 29H172L173 27H171ZM228 25H230L229 27H227V28H225V26H228ZM248 25V26H247ZM250 25V26H249ZM156 26V27H155ZM220 26V27H219ZM224 28H223V27ZM60 27V26H59ZM78 27L79 26H74V29L75 30H78ZM92 27V28H91ZM153 27H155L156 28V30H154L153 29ZM158 27H159V29H158ZM178 27V28H177ZM194 27V28H193ZM200 27V29H198ZM203 27V28H202ZM136 28V29H135ZM151 28V29H150ZM163 28H165L164 30H163ZM166 28H167V30H166ZM172 29L171 31H169V29ZM195 29V31L193 30V29ZM218 28V29H217ZM236 28V29H235ZM263 28H264V26H263ZM20 29V30H19ZM96 29V30H95ZM100 29V30H99ZM162 29V30H161ZM176 29V30H175ZM222 29H223V31L226 29L227 31L229 30V32L228 33H230L229 35H230V37L229 38H227V37H225L223 34L224 33H222ZM238 29V30H237ZM45 30H46V32H45ZM75 30L74 31H70L68 34L69 35H72V33L73 32H75ZM83 30H85V28L83 29ZM94 30V31H93ZM119 30H121V31H119ZM128 30H130V31H128ZM141 30V31H140ZM180 30H181V28H180ZM190 30H191V33H189L190 32ZM193 30V31H192ZM127 31V32H126ZM134 33H133V32ZM140 31V32H139ZM145 31V32H144ZM152 31H154V32H157V33H154V32H152ZM178 33H177V32ZM237 31V32H236ZM239 31V32H238ZM118 32H120V37L118 36L119 35V33ZM125 32H126V34H125ZM164 32V33H163ZM166 32H168L167 34H168V36H167V34H165ZM172 32V33H171ZM197 32V33H196ZM200 32V33H199ZM78 33H79V31H78ZM96 33H97V35H96ZM148 33L149 34H151V35H148ZM177 33V34H176ZM9 34V35H8ZM37 34V35H36ZM80 34V33H79ZM77 35L79 38H80V36L81 35ZM86 34H88L87 32H86ZM86 34H84V35H86ZM107 35V40H106V38L104 39L103 37H102V39L100 40V43H99V45L98 46H100V48H98V49H96V50H98L97 51V54L98 55H95V56H97V58L96 57H92V56H90V57H86V60H84L83 59V61H86L87 62V64H88V70H90V68H94V67H96L95 69L97 70V72H99L100 71V68H101V64L103 65L104 64V62L105 63H107V61H110L107 57H104V54L102 53V52H105L106 51V49H108V44H105L107 41H108V43H111V41H110V39L112 38V36L111 35ZM116 34V35H115ZM154 34H156V35H154ZM169 34H170V36H172V35H174V37L175 36H180L179 37V39H178V37H176L177 39H174L173 37H172V39H174L173 41H172V39H170V41L168 42L166 39H167V37H169ZM180 34V33H179ZM193 34V35H192ZM30 35V36H29ZM83 35V36H84ZM154 35V36H153ZM196 35V36H195ZM198 35V36H197ZM32 36V37H31ZM72 36H75V35H72ZM72 36H68V37H65V38H63V39H65L64 41H65V43H66V45L68 46V48L71 46V44H69V43H74V44H76V46L78 45V46H82V43L81 42H79V40H77V42H76V40L74 41V40H71V38H72ZM90 36V35H89ZM132 36V37H131ZM137 36V37H136ZM164 36V37H163ZM193 36V37H192ZM242 36V37H241ZM37 37V38H36ZM58 37V39H62L61 38V36H55L54 38L55 39H53V38H51L52 40H48L47 42H48V44H54V40L56 41V38ZM62 37H64V36H62ZM87 38H88V36H86ZM99 37V38H98ZM128 37V38H127ZM144 37V38H143ZM147 37V38H146ZM148 37H150V38H148ZM166 37V38H165ZM233 37V38H232ZM28 38V39H27ZM33 38V39H32ZM98 38V39H97ZM164 38V39H163ZM195 38V39H194ZM200 38V39H199ZM235 38V39H234ZM245 38V39H244ZM19 39V41L23 44V42H24V40H22L21 38H18ZM18 39H16L15 38V40H13V41H11L10 43H7L8 42V39L6 40L7 42H5V43H3V44H1L0 45V55H5V53H6V55H8L9 54V52H15V51H17V50H19V49H21L22 48V46H19V45H22L21 43L19 44V45H17V43H15V41H18ZM57 39V41H60V40H58ZM62 39V40H63ZM67 39H68V41H67ZM105 41H104V40ZM124 39L127 41V40H130V43L129 44H125V43H127V42H125L124 41ZM181 39V40H180ZM223 39V40H222ZM231 39V40H230ZM103 40V41H102ZM111 40H113V39H111ZM133 40V42H131ZM147 40V41H146ZM149 40V41H148ZM160 40V41H159ZM177 40H178V42H177ZM185 40V41H184ZM188 40V41H187ZM196 40H198V41H196ZM251 40V41H250ZM31 41V42H32ZM44 41V42H43ZM56 41V42H57ZM70 41V42H69ZM72 41V42H71ZM74 41V42H73ZM86 41V40H85ZM91 42H92V40H90ZM96 41V42H95ZM151 41H154L153 43L151 42ZM166 41V42H165ZM176 43H175V42ZM182 42L181 44H180V42ZM200 41V42H199ZM203 43H202V42ZM210 41V42H209ZM55 42V43H56ZM124 44H123V43ZM129 42V41H128ZM137 42V43H136ZM145 43H149L148 45H146V47L144 46V44ZM174 42V43H173ZM188 42V43H187ZM116 43H118V45H116ZM121 43H122V45H121ZM134 43H136V44H138V46L140 47V48H142L140 51H141V53H139V58L141 59H137V57H135L134 58V56H133V54H132V51L134 52L135 51V49L134 50H132V51H130V48L131 49H133V47H134ZM141 43L143 44V46L141 45ZM153 44L154 46L152 47V48H150V44ZM192 43H194V44H192ZM199 43V44H198ZM210 43V44H209ZM133 44V45H132ZM136 44H135V46H136ZM140 44V45H139ZM151 44V45H152ZM174 44V45H173ZM201 44V45H200ZM3 45V46H2ZM70 45V46H69ZM119 45H121L120 47H119ZM126 45V46H125ZM130 45H132L130 48H129V46ZM176 45H178V46H176ZM194 45V46H193ZM199 45H200V47H199ZM203 45V46H202ZM252 45H254V44H252ZM2 46V47H1ZM75 46V47H76ZM123 46V47H122ZM142 46V47H141ZM147 46H148V49L149 50H147ZM156 46H157V49H156ZM166 46V47H165ZM181 46V47H180ZM198 46V47H197ZM204 46H205V48H204ZM261 46V47H260ZM6 48V52H4V50H5V48ZM106 47V48H105ZM119 47V48H118ZM159 47V48H158ZM170 47V48H169ZM104 48H105V50H104ZM154 48V49H153ZM167 48V50H165ZM169 48V49H168ZM173 48H176L175 50L173 49ZM181 48H183L181 51H180V49ZM185 48V49H184ZM195 48V49H194ZM197 48V49H196ZM202 48V49H201ZM120 49V50H119ZM128 49V51H130V52H125L126 50ZM159 49V50H158ZM164 49V50H163ZM172 51H171V50ZM179 49V50H178ZM189 49V50H188ZM206 51V52H204V50ZM115 50V49H114ZM143 50H147V51H143ZM156 50H157V52H156ZM189 53H185L186 51ZM190 50H192V51H190ZM197 50V51H196ZM203 50V52H201ZM142 51H143V53H142ZM152 52V51H154V52H156V53H154V52H152L151 54H150V52ZM161 51H164L163 53H160ZM167 51H171V52H173L172 53V55L174 56H172L173 58H169V59H166V55L168 54V52ZM198 53V55H200L201 57H198V59L196 58V59H193V60H191V58L189 57V56H191L190 55V53ZM199 51V52H198ZM146 52H148V53H146ZM177 52H178V55H177ZM202 53V55H201V53ZM167 53V54H166ZM179 53H182V54H179ZM200 53V54H199ZM204 53V54H203ZM102 54H103V56H102ZM121 54V55H120ZM153 54H154V56H153ZM165 56H164V55ZM35 55V54H34ZM33 55V56H34ZM59 55H62V54H59ZM93 55V54H92ZM102 56V58H100L101 56ZM129 55H132L131 57H127V56H129ZM141 55V56H140ZM148 55H149V57H148ZM152 56V59L154 60V58L153 57H155V55H157V56H159V57H163V59L165 58V60L167 61H165V60H159V62H158V65H157V69L156 70H154L153 68H154V64L151 62V56ZM183 55H187L186 57H187V60H185V56H183ZM205 55V56H204ZM206 55H208V56H206ZM99 56V57H98ZM180 56V57H179ZM182 56V57H181ZM148 57V58H147ZM177 57V59H174V58H176ZM189 57V58H188ZM107 58V59H106ZM129 58V59H128ZM135 60H134V59ZM143 58V59H142ZM181 58V59H180ZM74 58H72V56H69V55H67V57H66V55H65V58L63 57V60H65V61H72L73 63L75 62H77V61H79L78 59H75V60H73ZM88 59V60H87ZM100 59H101V61H100ZM106 59V60H105ZM145 59H147V61L145 60ZM150 59V60H149ZM183 59V60H182ZM205 61H204V60ZM255 59V60H254ZM98 60H99V62H98ZM102 60H103V63H102ZM133 60V61H132ZM138 60V61H137ZM142 60H143V62L147 65V67H146V65L142 62ZM172 60H173V62H172ZM196 60V61H195ZM212 60V61H211ZM7 61V60H6ZM80 61H82V60H80ZM128 61V62H127ZM131 61L132 62H134L133 64H130L131 63ZM164 61V62H163ZM170 61V62H169ZM176 63H175V62ZM252 61H253V63H252ZM10 62V63H9ZM9 62H8V64L4 67V66H2L1 64H0V66L2 67H0V71H3V74H4V71L6 72V74H8V75H10L11 73H10V71L11 70H13L12 72V75L11 76H13V74H15V72H14V70L15 69H17L18 68V66H17V64L15 65V60L14 61H11L10 59H9ZM37 62V61H36ZM39 62V61H38ZM113 62V63H112ZM140 62H142V63H140ZM148 62H150V64L148 63ZM161 62V63H160ZM166 62V63H165ZM172 62V63H171ZM179 62H180V64H179ZM183 62V63H182ZM205 62V63H204ZM256 62V63H255ZM13 63V64H12ZM50 63V65H52V63L53 62H49ZM73 63H72V65H70L71 64V62L69 63H67V62H65L63 65L65 66V67H62L61 68V71H62V74H64V77H65V79H68V78H70V79H72L73 77H75L76 78V80L77 81H79V82H81L82 80H81V78L82 77H80V75L78 76L77 75V71H79V65H81V64H83L82 62H81V64L79 63L78 64V68H77V64H75L74 63V65H73ZM115 63V64H114ZM117 63H118V65H117ZM137 65H136V64ZM165 63V64H164ZM173 63H174V65L176 66H173ZM195 63V64H194ZM202 63V64H201ZM216 63V64H215ZM89 64H91V66L89 65ZM99 64V65H98ZM149 64V65H148ZM189 64H192V65H189ZM251 64V65H250ZM255 64V65H254ZM110 65H108V66H110ZM143 65H145V66H143ZM153 65V66H152ZM161 65V66H160ZM167 65V66H166ZM170 65V66H169ZM10 66V67H9ZM76 66V67H75ZM118 66V67H117ZM136 66H138V67H136ZM139 66H142V67H139ZM162 66H163V68H162ZM179 66V67H178ZM196 66V67H195ZM71 69H70V68ZM73 67H75V68H73ZM112 67V66H111ZM144 67V69H142ZM150 67H151V69H150ZM160 67V68H159ZM169 67V68H168ZM173 67L175 68L174 69V71H172L173 70ZM189 67V68H188ZM191 67V68H190ZM193 67V68H192ZM198 67V68H197ZM201 67V68H200ZM204 67H206V69L208 70V68H209V73L207 72V70L206 69H203ZM212 67H214V68H211ZM216 67V68H215ZM220 67V68H219ZM226 67V68H225ZM247 67V68H246ZM6 68V69H5ZM48 68V66H46V67H44V69H47ZM134 68H135V72L137 73H135V72H133V71H131L132 69L134 70ZM137 68V69H136ZM141 69L140 70V72L138 71L139 69ZM145 68L147 69V70H151V71H149L150 73L152 72V74H153V77H154V75L156 76L155 77V80H152L151 78H149V76L148 75H143V74H145L146 72H148V71H146L145 72ZM172 68V69H171ZM179 68H181L180 70H179ZM184 68V69H183ZM200 68V69H199ZM43 69V70H44ZM99 69V70H98ZM161 69V71H160V73H159V70ZM166 69V70H165ZM171 69V70H170ZM195 69V70H194ZM201 69H203L202 70V73H200V70ZM217 69V70H216ZM117 70V69H116ZM157 70H158V73H157ZM162 70H164V71H166L167 72V74H166V72L164 73ZM172 72V73H170L173 77H174V75H178V78H177V76H175L174 78L170 75V74H168L170 71ZM184 72H183V71ZM193 70V71H192ZM199 70V71H198ZM210 70H215L216 72H214V73H217V75L215 76V74L213 73V72H210ZM45 71V70H44ZM144 71V72H143ZM153 71H155V72H153ZM169 71V72H168ZM179 71V72H178ZM183 73H182V72ZM189 71H191V72H189ZM196 71V72H195ZM204 71V72H203ZM261 72H264V71H262V70H260ZM94 72V71H93ZM132 72H133V74H132ZM141 72H142V74H141ZM177 72V73H176ZM187 72V73H186ZM236 72V73H235ZM103 73H105V72H103ZM139 73V74H138ZM181 73V74H180ZM190 73H192V74H190ZM204 73V74H203ZM210 73H211V76H210ZM213 73V74H212ZM72 74V75H71ZM124 74V73H123ZM136 74V75H135ZM147 74V73H146ZM158 74V75H157ZM164 74V75H163ZM187 74V75H186ZM197 74V75H196ZM208 74V75H207ZM245 74H247V75H245ZM249 74H251V76H250V79H249ZM66 75H68V76H66ZM105 75H106V73H105ZM138 75H139V80H138ZM140 75H142V76H140ZM182 75V76H181ZM194 75L196 76V77H194ZM5 76V75H4ZM7 76V75H6ZM130 76V77H129ZM135 79V81L133 82V83H131L132 82V77ZM147 76V78H145ZM161 76H162V79L164 80H162L161 79ZM166 76H168V77H166ZM171 76V77H170ZM190 76H192V77H190ZM206 76V77H205ZM244 76H245V78H244ZM258 76V77H257ZM137 77V78H136ZM141 77L142 78H145V79H141ZM181 77V78H180ZM185 77V78H184ZM198 77H200V78H198ZM202 77V78H201ZM217 77H218V79L219 80H221V81H228L227 79H229V81L231 80V79H233V81H232V83H231V85L230 86H228V87H226L225 88V86H223V84L222 83H218V79H217ZM229 77V78H228ZM241 78L242 80L240 81V80H238L239 81V83H238V81H237V79H235V78ZM123 78H125V80L123 79ZM128 78V79H127ZM129 78L131 79V80H129ZM166 78H170L169 80H175V82L172 80V81H169L168 79L166 80ZM172 78V79H171ZM179 78L180 79H182V81L181 80H179ZM244 78V79H243ZM256 80H255V79ZM262 78V79H261ZM69 79V80H70ZM123 79V80H122ZM127 79V80H126ZM197 79V80H196ZM206 79V80H205ZM215 79V80H214ZM251 79L252 80H254L253 82H254V84L252 83V81H251ZM66 80V82L68 83V85H69V82H70V84H73V82L74 81H72V80ZM130 81V83L132 84V85H130V83H129V81ZM181 81V84H180V86H181V88H180V86H179V88H178V85L179 84H177L176 82L177 81ZM187 80V81H186ZM189 80V81H188ZM25 81V80H24ZM23 81V82H24ZM76 81V82H77ZM127 81V82H126ZM137 81V82H136ZM139 81H140V83L141 82H144V89H143V83H139ZM147 81V82H146ZM152 81V82H151ZM159 81V82H160ZM169 81V82H168ZM185 81V82H184ZM193 81V82H192ZM247 81V82H246ZM250 81V82H249ZM111 82H113V81H111ZM136 82V83H135ZM160 82V83H161ZM168 82V83H167ZM171 82H173V83H171ZM189 84H188V83ZM201 83V85L199 84V83ZM202 82H203V84H204V86H203V84H202ZM126 83V84H125ZM139 83V84H138ZM185 83V84H184ZM187 83V84H186ZM197 83V84H196ZM207 83H210L209 85H206ZM251 83V84H250ZM258 83V84H257ZM93 84V85H92ZM92 84L91 83H89L88 85H85V86H87V88H88V91L87 92H85V90L83 91V89H85V88H80V86H78L79 88H76V87H74V88H76V89H78V90H74V88L72 87V88H69L68 89V87H66V86H64L61 90H58V91H60V93H62V94H64V92L68 89V94H64V95H62V96H64L63 97V100H65V99H67V101H68V103L67 104H70V100H73L74 98L73 97H76L75 99H74V103H79V101L82 99V102H84L83 101V99L85 100V102L86 103H89L90 102V99H91V97L92 96H95L96 94L98 95V94H102L101 92H103V88L102 87H100V85H99V82L98 83H96V82H92ZM95 84V85H94ZM113 84V83H112ZM129 84V85H128ZM172 84H174V85H172ZM177 84V85H176ZM183 84H184V86H183ZM191 84V85H190ZM218 84V85H217ZM241 84V85H240ZM84 85H82L83 87H85ZM134 85V86H133ZM137 85V87H135ZM139 85H141V86H139ZM206 85V86H205ZM244 85V86H243ZM5 86H6V84H0V100H1V98H2V96L3 95H5V96H7L8 95V93H7V91H5ZM81 86V87H82ZM124 87V89H123V87ZM133 86V87H132ZM173 86V87H172ZM177 86V87H176ZM198 86V87H197ZM207 86H209V88L207 87ZM47 86H43V87H38V88H36L38 91L36 92V93H43V88L45 89ZM92 87V88H91ZM95 87V88H94ZM122 87V88H121ZM132 87V88H131ZM138 88L139 87V89H136V91L133 89V88ZM194 87V88H193ZM200 87V88H199ZM204 87V88H203ZM207 87V88H206ZM236 87V88H235ZM245 87V88H244ZM40 88L42 89V90H40ZM184 88V89H183ZM142 89V90H141ZM188 89V90H189ZM201 89H204V90H201ZM231 89V90H230ZM251 89V90H250ZM255 89V90H254ZM72 92H71V91ZM80 90H82V91H80ZM119 90H120V92L122 91V94L119 92ZM124 90V91H123ZM139 90V91H138ZM141 90V91H140ZM144 90V91H143ZM211 90V91H210ZM215 90V91H214ZM218 90V91H217ZM40 91V92H39ZM42 91V92H41ZM105 91V90H104ZM116 91L118 92V94L116 93ZM202 91V92H201ZM204 91H206V92H204ZM227 91V92H226ZM237 91V92H236ZM72 94H71V93ZM228 92H230V94L228 93ZM241 92H243V93H241ZM250 92V93H249ZM252 92V93H251ZM77 93V95L76 96H72V95H74V94H76ZM123 93L125 94V96L123 95ZM134 93H136V94H134ZM181 93H178V94H181ZM226 93V94H225ZM238 93H239V95H238ZM79 94H81L80 96H79ZM84 94V95H83ZM120 94V95H119ZM128 94V95H127ZM141 94V95H140ZM198 94V95H199ZM227 94H228V96H227ZM243 94V95H242ZM248 94V95H247ZM251 94V95H250ZM150 95V96H149ZM183 95V94H182ZM191 95V94H190ZM62 96H60L59 95V98L61 99L62 98ZM86 96V97H85ZM121 96H122V99L120 100V98H121ZM127 96V97H126ZM170 97L169 98H171L172 97V95H169ZM205 96H207V95H205ZM254 96V97H253ZM256 96V97H255ZM80 97V98H79ZM90 98V99H87V98ZM117 97V98H116ZM142 97V96H141ZM154 97V98H153ZM157 97H159L158 99H156ZM115 98H116V100H115ZM125 98V99H124ZM129 98V99H128ZM160 98H161V100H160ZM169 98L167 99V100H169ZM39 99H41V98H39ZM70 99V100H69ZM77 99V100H76ZM111 99V100H110ZM133 99V100H132ZM165 99V100H164ZM262 99V100H261ZM79 100V101H78ZM127 100V101H126ZM135 100V101H134ZM161 102H164V103H161L162 104V106H161V104H158L160 101ZM19 101H22V99H20L19 97H14V102L12 103V104H9V108H12L13 110H14V112H13V114L11 115L12 116V120H11V122L14 124V123H17V121H19V114L18 113H15L16 111H17V109H18V107L21 105L20 104V102ZM61 101H62V99H61ZM60 101V102H61ZM66 100L65 101H62V102H64L65 103V105H63V104H58L59 106H62L63 108H61L60 109V107L58 106V105H52V112L53 113H56L57 112V114L59 115L60 114V116H59V118H62V119H60L62 122H59V123H56V124H54L55 126H53L52 128H55V130H58L59 128H61L63 125H65L66 124V122H67V116H69L70 114H71V108H72V105H70L69 107H68V105H66V102H67ZM77 101V102H76ZM89 101V102H88ZM113 101H117V102H115L117 105H115V106H113V108H112V105H114L115 103L113 102ZM134 101V102H133ZM149 101H151V102H149ZM155 101H156V103H157V105H159V106H157L156 105V103H155ZM159 101V102H158ZM61 102V103H62ZM84 102V104H82V107H83V109H81L82 111H80L79 110V112L80 113H82V114H85V115H89V112H91L92 114L94 113V111L95 112H97V113H99L100 111H98L97 109L96 110H94V111H92L93 109H94V107H93V105H92V103L90 104L89 103V105L88 104H86ZM107 102V103H106ZM168 102V101H167ZM58 103H59V101H58ZM110 103H111V105H110ZM125 103H128V104H125ZM150 103V104H149ZM155 103V104H154ZM259 103V102H258ZM261 103H259V104H261ZM133 104V105H132ZM138 104V105H137ZM154 104V105H153ZM164 104H165V106H164ZM175 104V105H174ZM88 106V107H87ZM119 106V107H118ZM125 106V107H124ZM153 106V109L151 108ZM167 106V107H166ZM236 108H235V107ZM129 107V108H128ZM162 108V110H160V109H158V108ZM70 108V109H69ZM119 108V110H117ZM156 108V109H155ZM233 108H235V109H233ZM127 109H128V111H127ZM135 109V108H134ZM158 109V110H157ZM237 109V110H236ZM108 110H109V112H108ZM115 110V111H114ZM122 110L124 111V113L122 112ZM221 110V111H220ZM225 110H226V112H225ZM253 110H255V111H253ZM119 111H120V113H119ZM125 111H127V112H125ZM228 111V112H227ZM244 111V112H243ZM247 111V112H246ZM250 111V112H249ZM61 112V113H60ZM64 112V113H63ZM70 112V113H69ZM114 112V113H113ZM147 112V113H146ZM155 112V113H154ZM157 112V113H156ZM230 112V113H229ZM237 112V113H236ZM241 112V113H240ZM243 112V113H242ZM249 112V113H248ZM255 112V113H254ZM256 112H258V114H256ZM260 112V113H259ZM66 113H67V115H66ZM69 113V114H68ZM86 113H88V114H86ZM90 113V114H91ZM149 113H151V114H149ZM246 115H245V114ZM251 113V114H250ZM63 114V115H62ZM122 114H124V115H122ZM138 114V115H137ZM157 114V115H156ZM255 114H256V116H255ZM105 115V116H104ZM156 115V116H155ZM250 117H249V116ZM251 115H252V117H251ZM259 115H261V117L259 116ZM263 115V116H262ZM61 116H63V117H61ZM66 116V117H65ZM146 116V117H145ZM65 117V119H63ZM127 117V118H126ZM138 117V118H137ZM245 117L247 118V117H249L248 119H245ZM254 117H256V118H254ZM258 117V118H257ZM259 117H260V120H259ZM252 118H253V120L254 121H252ZM37 119H38V117H37ZM67 119V120H66ZM127 119V120H126ZM130 119V120H129ZM256 119V120H255ZM262 119V120H261ZM35 120V119H34ZM39 121H40V119H38ZM72 120V119H71ZM124 120H126V122L128 121L129 123L128 124H126V123H124L125 121ZM137 120V121H136ZM248 120V121H247ZM258 120V121H257ZM64 121H66L65 123H63ZM77 121V120H76ZM136 121V122H135ZM252 121V123H250ZM256 121V122H255ZM262 121V122H261ZM253 122L255 123V125L253 124ZM70 123V120L68 121V123L67 124H69ZM80 123H82L81 121H80ZM124 123V124H123ZM131 123V124H130ZM135 125H134V124ZM243 123V124H244ZM258 123H259V126H258ZM262 123V124H261ZM129 124H130V126H129ZM134 126H133V125ZM125 125H127V127H129V128H131L130 130H125L124 129V126ZM132 125V126H131ZM249 125V126H248ZM256 125H257V127H256ZM260 125H261V127H260ZM252 126V127H251ZM254 126H255V128H258L257 130H254L255 128H254ZM22 127H23V124H22ZM68 127V126H67ZM121 127V128H120ZM123 127V128H122ZM126 127V126H125ZM126 127V128H127ZM247 127H249V128H247ZM135 128H137V127H135ZM223 128V129H222ZM247 128V129H246ZM64 129H65V127H64ZM67 129V128H66ZM122 129H124V130H122ZM189 129V128H188ZM191 129V128H190ZM221 129V130H220ZM230 129V130H229ZM134 130V129H133ZM187 130V129H186ZM195 130H198V128H196L195 127ZM194 130V131H195ZM217 130V131H216ZM239 130V131H238ZM248 130H249V133H248ZM105 131V132H104ZM108 131H109V133H108ZM129 131V132H128ZM215 131H216V133H215ZM232 131V132H231ZM233 131H234V133H233ZM235 131H237V132H235ZM245 131H247V132H245ZM260 131V132H259ZM63 132H65L64 130H63ZM107 132V133H106ZM140 132V131H139ZM230 132V133H229ZM241 132V131H240ZM250 132H252V133H250ZM66 133V132H65ZM131 133V134H130ZM233 133V136L231 135ZM247 133V134H246ZM260 133H262V135L263 136H261V134ZM64 134V133H63ZM135 134V135H134ZM254 134V135H253ZM260 134V135H259ZM67 135V136H66ZM66 135L64 134V136H65V142H62V141H60L59 139L58 140H56L53 144H54V146L55 147H57V146H59V143H60V148H61V150L62 149H64V150H62L63 151V153H60V156H63V155H66V153H68L67 155H69V153L71 152H69V149L71 148L70 147V142L72 141V139H73V137L72 136H70V134H67L66 133ZM129 135V136H128ZM213 135V136H212ZM228 135H229V137H228ZM231 135V136H230ZM235 135H237V141H236V136ZM240 135H243L242 137L244 138V136H246V135H248V136H246V137H248V138H242V137H238V136H240ZM250 135H253L252 137L250 136ZM255 135H259V136H255ZM255 136V137H254ZM68 137H69V139H68ZM72 137V138H71ZM231 137H233V138H235V139H231ZM70 138H71V141L70 142H67V141H69L70 140ZM75 138V137H74ZM88 138V137H87ZM211 138H213V139H211ZM216 138V139H215ZM239 138L241 139L240 141L241 142H239ZM52 138L50 137V140H51ZM94 139V138H93ZM96 139V138H95ZM103 140L101 141V143H105V139L104 138H102ZM215 139V140H214ZM219 139H221V140H219ZM232 141H231V140ZM248 139V140H247ZM49 140V141H50ZM152 140H154V139H152ZM212 140H214L215 142H217L216 144H215V142L213 141L212 142ZM218 140V141H217ZM244 140H247V141H245L244 142ZM208 141V140H207ZM220 141V142H219ZM68 144H67V143ZM94 142V144H95V141H93ZM93 142H92V144H93ZM24 143L26 144V145H29V144H31V143H34L33 142V140H32V138H30L29 136H26V139L24 140ZM207 143V144H206ZM219 143V144H218ZM221 143V144H220ZM62 144V145H61ZM68 145V146H65V145ZM91 144V143H90ZM85 145V144H83L84 145V147H88V148H84L83 147V145H82V148L81 147H79L78 149H76V151L75 152H77V153H79L80 155L79 156H88V154H89V156L90 155H92L93 154V150H94V153H96V154H99L98 156H103V154H102V151H101V147H100V145H98V144H95L97 147H95V145L93 144V146H91V145ZM156 144H157V142H156ZM184 144V145H183ZM192 146H191V145ZM204 144V145H203ZM241 144H243V145H241ZM259 144V145H258ZM12 145L13 146H11V148H9V149H7V148H5L4 146H3V148H2V151H3V153H6V152H8V153H11V149H14L15 148V145H16V143L15 142H13L12 143ZM65 147H64V146ZM189 145H190V147H189ZM200 145H202V146H200ZM225 145V146H224ZM63 146V147H62ZM202 147V148H200V147ZM215 146V147H214ZM253 146V147H252ZM257 146V148H255ZM167 147L169 148L170 147V145H167ZM176 147V145L174 144L173 145V147H170V149L172 150L171 151V153H174L173 152V150H174V148ZM189 147V148H188ZM194 147H196V148H194ZM220 147V148H219ZM221 147H224V148H221ZM239 147V148H238ZM241 147V148H240ZM60 148H59V150H60ZM94 148V149H93ZM95 148H96V150H95ZM99 148V149H98ZM200 148V149H199ZM250 148V149H249ZM255 148V149H254ZM40 149H45L44 147H42V144H41V148ZM88 151H87V150ZM92 149V152H89L90 150ZM143 149V148H142ZM170 149H169V151H170ZM191 149V150H192ZM215 149V150H214ZM241 149V150H240ZM247 151H246V150ZM257 149V150H256ZM143 150H145V149H143ZM190 150V151H191ZM194 150H192L193 152V154L195 155L194 157H193V154L192 155H190V156H192V157H190V159L192 158V160H194L195 159V157H196V159H195V161H200V160H202V158H198L197 157V154H196V152L194 151ZM224 150V151H223ZM226 150V151H225ZM80 151V152H79ZM169 151H167V153H169ZM198 151H197V153H198ZM227 151H228V153H230V154H228L227 153ZM243 152L244 153V155H249V157L248 156H246V157H244L243 155L240 157L239 155H234V153L236 154L237 152L239 153V152ZM245 151V152H244ZM254 151V152H253ZM262 151H263V153H262ZM45 153H47V151H44ZM136 152H139V153H141L142 152V150L141 151H136ZM210 154H209V153ZM214 152V153H213ZM218 152V153H217ZM220 152V153H219ZM91 153V154H90ZM216 153H217V155H216ZM247 153V154H246ZM25 154H26V152L24 151V152H22V153H20V155H18L19 156V158L18 159H16V165H18L22 160H23V157L25 156ZM102 154V155H101ZM107 154H109V155H115V154H117V153H113V154H111L109 151L107 152ZM123 154V153H122ZM208 154V155H207ZM233 155V157H232V155ZM74 155H75V153H74ZM78 155V154H77ZM210 155V156H209ZM214 157H213V156ZM86 156V157H87ZM127 156V155H126ZM239 156V157H238ZM65 157V156H64ZM120 157H122V156H120ZM248 157V158H247ZM219 158V159H218ZM251 158V159H250ZM15 159V156H12L11 157V160H14ZM198 159V160H197ZM250 159V160H249ZM28 161L29 162H33V164H35L34 163V161H36L35 159H33V156L31 157H29L28 158ZM45 161V159H42L41 160V163L42 162H44ZM253 161V162H252ZM201 162L202 161H200L199 163L201 164ZM223 162V163H222ZM226 162V163H225ZM252 162V163H251ZM260 162V163H259ZM262 162V163H261ZM66 163V164H65ZM167 164H168V161H167ZM232 164V165H231ZM60 165H62L63 166V168L60 166ZM171 165V166H170ZM230 165V166H229ZM234 165V166H233ZM68 164H67V162H62V160L61 161H59V162H57V165H55V167H52V170H50L49 171V168H46L45 169V173L41 176V178H40V183L42 184L43 183V185H42V187L44 188H46V187H48V186H50V185H52L54 182V180L56 179V177L58 178V176L60 175V173H59V171L60 170H62L63 171V169H64V167H66L65 169H67L68 167ZM164 166L165 167H168V166H170V167H173L174 166V169H176V167H175V165L174 164H172L171 162L169 163V165H165L164 164ZM130 166H128V168H129ZM233 169H232V168ZM235 167V168H234ZM57 168H58V171L57 172H55L54 173V169H56L57 170ZM199 168V167H198ZM198 168H196L197 169V171L199 170ZM130 169V170H129ZM127 171H125L126 173H127V175H128V177L129 178H131V179H133V177L135 178L136 176L135 175H137L134 171H132L131 170V167L129 168ZM173 169V168H172ZM236 169V170H235ZM54 170V171H53ZM182 170H183V167H182ZM231 170V171H230ZM133 173H131V172ZM151 171V170H150ZM150 171H148L150 174L151 173H155V171L157 172V170H154V172H150ZM238 171V172H237ZM53 172V173H52ZM61 172V171H60ZM188 172V171H187ZM186 172V170H183L182 171V176H185L186 178L188 177V179L189 178H191L190 177V175L188 174ZM233 172V173H232ZM236 172V173H235ZM116 172H114V170H112V169H110V170H107L106 172H105V178L106 179H109L110 177V181L111 180H113L114 179V174H115ZM129 173H131V174H129ZM187 173V174H186ZM195 174H196V172H194ZM7 174H8V177H9V179H10V183L13 185V187L15 188V190L17 189V195H18V198H16V199H4L3 197L0 199V264H69V263H71L72 261H69V258L67 257V258H65L66 260H63L64 258V254L65 255H68V253H70L69 251H71V253L70 254H72V253H74V251H72V248H73V250H81V249H79L81 246H82V244L84 245V244H86L85 242H87L88 240H89V238L90 237H94V236H96L97 237V235L99 234V236H100V233H101V235L103 236V234H104V231L105 230H103L104 228H98V227H96V229H95V231H99V229H101L99 232L97 231V232H95V234L93 233V235H91L92 233H90L89 232V234L88 235H86V236H84L83 234L84 233H82L81 231H79V228H76V227H78V225H76V224H74V226H76V227H74V226H70V228L68 227V225H66V223L69 221V220H73V222H75V223H77L78 221H77V218L75 217V210L77 211V209H76V207L75 206H73L74 204L72 203V201L71 200H75V199H71V198H75V196L79 193V188L80 187H82V186H80V187H78V186H76L75 187V185H72L71 186V188H68V186H66V187H64L65 188V192H64V188H60V186L59 185H56L55 186V188H54V190H53V193H55V191L57 192L56 194H51V190H50V192H48L47 193V195H49V196H47V195H42L41 197H40V199H39V202H35V200H33V199H31L30 198V195H29V191L31 190V191H33L32 189L34 188L33 186H35L33 183H30V177L27 175V174H24V173H22L21 172V170L20 169H16V168H12V167H10L8 170H7ZM198 174V173H197ZM196 174V175H197ZM209 175V173L207 172H205V175ZM130 175V176H129ZM131 175H132V177H131ZM134 175V176H133ZM177 175V174H176ZM259 176V177H258ZM103 178H101V181L102 180H106L105 178H104V176H102ZM232 177V178H231ZM257 177V178H256ZM263 177V178H262ZM55 178V179H54ZM180 179H181V177H179ZM196 178V177H195ZM211 178V177H210ZM247 179V180H246ZM43 180V181H42ZM134 180V179H133ZM47 181H50L51 183H49V182H47ZM245 181V182H244ZM253 182V183H252ZM44 184H45V186H44ZM48 185V186H47ZM58 186V187H57ZM236 187L238 186V184H236L235 185ZM31 187V188H30ZM33 187V188H32ZM98 187V186H97ZM25 188V189H24ZM30 188V189H29ZM44 188V189H45ZM60 190H59V189ZM67 188V189H66ZM20 189V190H19ZM58 189V190H57ZM88 189H89V186H87V188H85L84 190H86V192L88 191ZM235 189V187L233 188H231L230 187V189L229 188H226V190H225V192L224 193H226V194H232V192H233V190ZM27 190V191H26ZM76 190V191H75ZM229 190V191H228ZM61 191V192H60ZM70 193H69V192ZM83 191V190H82ZM91 191V189H89V192H87V194H88V196L90 195L91 196V194H92V191ZM60 192V193H59ZM68 192V193H67ZM74 192H77V193H75L76 195L74 196ZM81 192V191H80ZM134 192V191H133ZM131 193V192H129L128 193V191H126V193H124V195L126 196V198H127V196L129 195V197L126 199V198H124L125 199V201H126V203H128V201L130 200L129 198H130V195H131V197H137V196H141L142 197V195L140 194V193H138V192H134V193H137L136 195L134 194V193ZM58 193H59V197H58ZM67 193V194H66ZM91 193V194H90ZM131 193V194H130ZM146 195H149L147 192H144ZM151 193V192H150ZM60 194H61V196H60ZM64 194H65V196H64ZM68 194H70L71 196H68ZM127 194V195H126ZM140 194V195H139ZM144 194V195H145ZM233 194H234V192H233ZM53 196V198H52V196ZM57 197H56V196ZM67 195V196H66ZM143 195V196H144ZM87 196V197H88ZM89 196V197H90ZM125 196H123V197H125ZM65 197H67V198H65ZM88 197V198H89ZM134 197V198H135ZM23 200H29L31 203L29 204V205H25V203L24 202H19L21 199ZM25 198H27V199H25ZM30 198V199H29ZM43 198V199H42ZM60 198V199H59ZM81 198V197H80ZM52 199V200H51ZM59 199V200H58ZM66 199H67V201H66ZM78 199V198H77ZM161 199V198H160ZM41 200V201H40ZM54 200V201H53ZM79 200V199H78ZM128 200V201H127ZM52 201V202H51ZM97 200H94L92 203L91 202H89L90 204H89V210H90V212L89 211H87L88 213H91V211H94V209L93 208H95V210L97 209V207H93L94 206V204L95 205H98L97 204V202H96ZM67 202V203H66ZM68 202H70V204L68 203ZM130 202V201H129ZM159 203L160 202H162V199H161V201H158ZM34 203H36V204H38L39 203V205H41L40 206V210H38V213L37 212H35V213H32L33 211V208L35 207V204ZM45 203V204H44ZM53 203V204H52ZM56 203V204H55ZM60 203V205L61 204H63L62 206H60V212L59 213H57L58 211L56 210V212H53V211H55L54 209H51V207H52V205H57V204H59ZM166 202H162L161 204H162V206H163V204L164 205H166L165 204ZM52 204V205H51ZM65 204V205H64ZM71 204H73V205H71ZM92 204V205H91ZM207 204V203H206ZM51 206V207H50ZM90 206H92V207H90ZM100 206V205H99ZM130 206V205H129ZM87 207V208H88ZM16 208H19L20 209V211L19 212H16ZM74 208H75V210H74ZM99 208V207H98ZM237 205H233L232 206V208H231V211H230V214L232 215V217L233 216H235L236 215V210H237ZM67 212V213H66ZM86 212V213H87ZM261 212H264L263 210L261 211ZM70 214V215H69ZM145 215L147 216V215H149L150 217H154V216H156V214H153L151 211H146V212H144V214H142V217H139L140 218V220L139 221H141V219H144L143 217H145ZM72 217H75V218H72ZM117 217H119V215L117 216ZM218 217H220V215H216V219H218ZM69 218V219H68ZM66 220H68V221H66ZM75 220V221H74ZM208 220H210L209 218H208ZM138 221V222H139ZM50 222V223H49ZM53 222H55V224L58 226H56L55 227V225H54V223ZM134 222H136V219H135V221ZM48 223H49V227H48ZM63 223V224H62ZM226 222H220L218 225L216 224V225H214L213 227L215 228V229H213V231L212 232H208V234H207V236H208V238L209 239H215V238H213L214 236H215V234L216 235H218V234H222L223 233V231H224V227H226V224H225ZM54 225V227L53 228H51L52 226ZM149 228H153V225L151 224L150 226H149ZM159 228H160V226L159 227H154V231H150V232H145V233H142V232H139V233H136L135 234V236L133 237V238H135V240H134V242H136V243H134V242H132V246H131V248H130V250H128L127 251V249H125V251H127V252H130V254H132L131 255V257H133L134 259H136V258H139L140 257V255L141 254H139V253H144L145 255H147L149 258H150V263H148V264H153V263H151V262H156V260H166L165 261V263H162V264H184V263H186V264H191V262H189V261H186V260H184V259H178V258H176L175 259V257H173V256H171V254L169 253L170 252V250L172 251L173 250V248H172V246H170V243L169 244H167V245H169L170 246V248H172V249H170L169 248V246L167 247H165V245L163 244V245H161L160 243H156V241H153V242H151L152 241V235L154 234V235H162V231L161 230H159ZM222 229H223V231H222ZM52 230V231H51ZM65 230V231H64ZM136 230V229H135ZM135 230H131L130 232H128V233H126V236H130L133 232H135ZM222 231V232H221ZM138 232V231H137ZM80 235H79V234ZM119 233V232H118ZM55 234V235H54ZM58 234V235H57ZM139 234V235H138ZM146 234V235H145ZM210 234V235H209ZM91 235V236H90ZM138 235V236H137ZM142 235V236H141ZM59 236V237H58ZM162 236H165V235H162ZM264 236V235H263ZM78 237H80V239L81 240H79V238ZM101 237V236H100ZM121 237H124L125 238V236H121V235H119V237H117V238H115V239H113L112 241H111V244H112V242H113V244L115 243V245L117 244L118 246H121L120 248L122 249L123 248V246L121 245V242H119L118 240L119 239H121ZM156 237V236H155ZM212 237V238H211ZM54 238H56L57 240L56 241H58V243H56L58 246H56V244H55V239ZM78 238V239H77ZM247 238V237H246ZM60 239V240H59ZM118 239V240H117ZM262 239V238H261ZM41 242H40V241ZM64 242H62V241ZM259 240V241H258ZM63 243H61V242ZM66 241V242H65ZM79 241V242H78ZM85 241V242H84ZM215 241V240H214ZM118 242H119V244H118ZM151 242V243H150ZM190 242V243H189ZM243 242L244 241H241V239L240 240H238V242L237 243H234V244H230L232 247V249L235 247V249L236 250H239L242 254H244L243 256L241 255L240 256V258L243 260H245L246 259V261H249L250 263H256L257 262V260L256 259H254L253 257V254L252 255H250V253H247V251L246 252H244V249H243ZM261 243L262 241L260 240V238H258L257 239V241L255 242V243ZM153 243V244H152ZM156 243V244H155ZM65 245V247L64 246H62V245ZM77 244V245H76ZM195 244V245H194ZM215 244V243H214ZM92 245V244H91ZM91 245H88L87 246V248H88V250H93V251H88L87 250V248H85V247H82V252L80 253V255H79V258L77 259V261H78V264L80 263V264H101V261H102V263H103V261L104 262H106L107 264H121V262L124 260L125 261V259L124 258H126V263L127 264H135V262L136 261H133L134 259H131L132 261L129 263L128 261H127V259L129 258V256H130V254L128 253V254H125V253H123L122 254V251L121 252H118V253H112V252H110V254L107 252V253H105L106 252V247L105 248H99L98 246L97 247H93V248H90L89 246H91ZM183 245V247H184V249L185 250H188L189 249V251H192V252H197V251H199V250H201L202 249V247L200 248L198 245H197V241H193V239L191 240V239H188V240H186V242L185 243H183L182 244ZM186 245H187V247H186ZM190 247H189V246ZM257 245V244H256ZM256 245H254L253 247H255L256 248ZM79 246V247H78ZM63 247V248H62ZM133 247V248H132ZM95 248V249H94ZM195 248H196V251H195ZM254 248V249H255ZM62 249V250H61ZM65 250V252H64V250ZM83 249H85V250H83ZM199 249V250H198ZM222 249H225V245H222L221 247H219V251H221ZM241 249V250H240ZM243 249V250H242ZM105 250V251H104ZM62 251H63V253H62ZM67 251H68V253H67ZM86 252V254L84 255L83 253H85ZM89 253H88V252ZM120 251V250H119ZM169 251V252H168ZM219 251H214V252H210V255H209V260L211 261L210 263H213V261H215V259L216 258H218V259H216L217 260V263H219V262H221V258H223L224 260H227L226 262H230L231 264H233V263H235V264H238L239 263V258H238V260H236L237 259V257H236V255L234 254V253H231V254H229V255H227V254H221V253H218ZM94 252V253H93ZM173 252V251H172ZM217 254H216V253ZM251 252H253L254 254H256L257 252H256V249L255 250H252ZM58 253H60L59 255H58ZM150 253V254H149ZM168 253V255H170V256H168V255H165V254H167ZM247 253V254H246ZM82 254H83V256H82ZM99 254V255H98ZM221 254V255H220ZM101 255V256H100ZM124 256V257H121V256ZM126 255V256H125ZM134 255V256H133ZM226 255V256H225ZM250 255V256H249ZM137 256V257H136ZM215 256H217L216 258H215ZM230 256V257H229ZM121 257V258H120ZM167 257V258H166ZM221 257V258H220ZM233 257V258H232ZM249 257H250V259H249ZM251 257H252V259H251ZM63 258V259H62ZM122 258H123V260H122ZM165 258V259H164ZM168 258H171L170 260L168 259ZM214 258V259H213ZM226 258V259H225ZM236 258V259H235ZM68 259V260H67ZM87 259V260H86ZM91 259V260H90ZM221 259V260H220ZM230 261H229V260ZM235 259V260H234ZM61 260H62V263H61ZM85 260V261H84ZM172 260V261H171ZM175 260H177V261H175ZM182 260H184V261H182ZM219 260V261H218ZM223 260V261H224ZM233 260V261H232ZM63 261H66V263L65 262H63ZM68 261V262H67ZM94 261V262H93ZM123 261V262H124ZM180 261V262H179ZM237 261H238V263H237ZM89 262V263H88ZM92 262V263H91ZM97 262V263H96ZM233 262V263H232ZM72 264V263H71ZM193 264V263H192ZM257 264V263H256Z\"/></svg>",
	"mask_w": 264,
	"mask_h": 264
}]
</instances>
